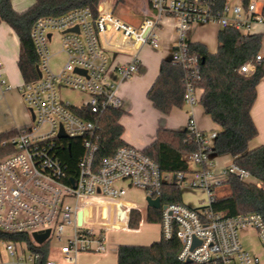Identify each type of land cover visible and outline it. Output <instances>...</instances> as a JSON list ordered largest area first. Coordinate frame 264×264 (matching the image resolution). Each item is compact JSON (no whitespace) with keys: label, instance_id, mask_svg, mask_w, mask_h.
I'll return each mask as SVG.
<instances>
[{"label":"built area","instance_id":"1","mask_svg":"<svg viewBox=\"0 0 264 264\" xmlns=\"http://www.w3.org/2000/svg\"><path fill=\"white\" fill-rule=\"evenodd\" d=\"M231 2L227 0L218 8L216 0H149L151 15L144 17L138 27L98 8L94 14L87 7L36 21L30 38L41 76L18 88L34 120L1 144L10 145L13 152L0 158V264H38L42 251L47 253L44 264H77L81 254L105 255L104 233L125 230L126 227L118 228L115 224L127 223L130 212L138 210L123 202L126 192L118 186L120 183L142 191L151 200H160L163 186L171 183L206 194L207 203L198 208L163 205L160 201L156 210L160 212L161 240L179 243L178 262L260 264L259 256L252 257L243 249L238 232L253 229L264 256L262 216L249 213L222 217L211 210L214 187L224 182L213 180L215 132L197 130L190 119L186 129L190 140L198 146L190 156L196 169L188 175H171L163 173L141 150L130 146H122L111 156L97 160L99 124L86 119L122 108L110 76L113 73L127 80L136 75L139 49L160 47L158 29L164 18L173 20L177 36L170 60L184 66L193 80H199L198 59L188 54L187 35L193 25L216 24L221 30L230 28L243 35H250L256 26H264L262 0L250 1L247 8L240 4L231 7ZM75 28L77 33L70 32ZM53 33L60 35L61 52L66 56L65 65L58 72H52L48 64ZM127 52L130 62L112 65L108 54ZM254 61L261 62L262 56L258 54ZM1 69L0 60V74ZM253 71L254 63L248 62L238 73L249 76ZM185 86L184 104L193 107L199 102L197 89L189 83ZM10 89L5 85V90ZM66 89L85 95L87 100L72 106L61 98ZM43 126L45 132H41ZM61 129L65 139L58 138ZM69 139L78 140L82 151L75 176L67 174L58 157L59 149ZM229 175L244 181L251 178L234 164L221 173L224 180ZM47 231L42 244L33 239L34 234ZM52 244H57L56 250Z\"/></svg>","mask_w":264,"mask_h":264},{"label":"trees","instance_id":"2","mask_svg":"<svg viewBox=\"0 0 264 264\" xmlns=\"http://www.w3.org/2000/svg\"><path fill=\"white\" fill-rule=\"evenodd\" d=\"M226 1L216 0L218 8ZM237 1L243 8H247L251 0ZM262 2L264 4V0ZM98 3L99 0H34L26 11L18 13L13 10L10 0H0V25L9 26L18 38L17 66L24 83L37 80L36 67L39 61L30 38L36 21L45 17H60L83 7L96 14ZM217 41L216 54L208 53L202 44L188 41L189 56L198 59L199 80L191 79L184 66L172 60H163L158 77L147 92V99L157 112L168 116L173 109L183 107L186 83L202 91L198 104L220 129L213 142V154L218 157L230 156L232 164L251 176L248 181L227 176L223 184L228 186L229 193L223 197H215L210 206L211 210L222 217L257 213L264 221V146L249 151V143L258 134L251 118V110L256 101L257 86L264 77V59L258 63L254 61L260 53L262 36L243 35L227 28L219 31ZM248 62L254 63L253 73L249 76L239 74V68ZM122 115L121 109H112L101 115L86 118L99 124L100 148L96 155L97 160L109 157L118 148L127 146L121 139L123 128L119 121ZM21 130L16 134H0V158L13 152L10 145L1 144ZM197 150L198 146L190 140V133L185 129L158 130L155 140L142 152L163 173L188 175L193 172L190 156ZM81 154L78 140L69 139L59 149L58 157L69 176L76 175V166ZM160 201L163 205L183 204L179 185L165 184ZM145 219L148 223L159 224L160 212L148 209ZM141 221L142 213L132 210L128 229H138ZM178 249L177 240H160L150 246H119L117 264H183L177 261ZM45 253L46 251H42L43 256L38 264L45 263Z\"/></svg>","mask_w":264,"mask_h":264},{"label":"crops","instance_id":"3","mask_svg":"<svg viewBox=\"0 0 264 264\" xmlns=\"http://www.w3.org/2000/svg\"><path fill=\"white\" fill-rule=\"evenodd\" d=\"M101 1L102 0H99L97 8L103 12L111 13L112 16L115 15L116 7L120 3H125V0ZM233 1L240 4L237 0H232V2ZM10 2L13 10L21 13L26 11L34 3V0H10ZM137 7L139 9L138 24L132 26L122 21L123 23L131 27H138L144 17L151 15L149 0H142V5ZM219 31H221V29L218 25L195 24L191 27L187 35V39L191 43L204 45L208 53L216 54L218 49L217 36ZM158 34L160 36V47L158 49H153L148 46L139 49V68L136 75L127 80H122L118 75L113 73L110 76V80L116 86V95L122 103L121 110L123 115L119 121V124L123 128V135L121 139L127 146L141 151H143L155 140L158 130L183 131L186 129L190 119L193 121L197 130L201 132L217 133L220 130L219 127L212 122L211 118L205 114L203 108L199 104L193 107H188L184 104L182 108L173 109L170 115L164 116L157 112L148 101L147 92L158 77L160 64L163 60H170L173 48L177 42L173 20L164 18L158 29ZM256 34L262 36L259 54L262 56V59H264V26H256L250 35ZM18 54L19 41L16 34L9 26L1 24L0 60L2 62V69L0 74V134L7 132H15L16 134L19 130L30 126L32 123L31 113L25 107L18 92V88L24 84L17 66ZM108 56L112 65L125 64L131 60L128 52L120 55L108 54ZM2 82H4V84H2ZM5 85L10 86L11 89L5 90ZM201 94V90L196 91L198 101ZM251 118L258 133L256 138L249 143V149L254 150L264 146V77L257 86V96L255 104L251 110ZM215 156L216 155L212 156L214 165L213 180L215 182H222L224 180L220 179V177H222L221 173L227 166L224 168L222 166L217 168L214 161ZM221 157H226L232 164L230 156L226 155ZM221 168L223 169L221 170ZM195 169V166H193V171ZM182 190L192 194L195 192H201L181 189V197ZM123 202L128 203L125 201ZM183 205L191 208L199 207H193L184 203ZM147 210L148 209L146 208L145 212ZM128 221L126 223L127 226ZM126 225L125 230L129 231ZM139 225H141V223ZM106 255L107 253L101 256Z\"/></svg>","mask_w":264,"mask_h":264},{"label":"rangeland","instance_id":"4","mask_svg":"<svg viewBox=\"0 0 264 264\" xmlns=\"http://www.w3.org/2000/svg\"><path fill=\"white\" fill-rule=\"evenodd\" d=\"M139 5H142V0H125V3H120L116 7L114 16L129 25H137L139 22V9L137 6ZM234 5H238V2L233 1L230 3L231 7ZM48 49L50 52L49 67L52 72H58L63 68L66 62V56L61 52L60 35L58 33H53ZM61 98L64 101L69 102L72 106H79L87 100L85 95L68 89L61 92ZM45 131L46 126L41 127V132ZM249 151L251 150L249 149ZM214 161L217 168H220L221 166L224 168L231 165L226 157L215 156ZM223 168H221V170ZM220 179L224 180V177H220ZM118 186L123 187L126 192L122 200L133 204L136 209L143 213L141 225H139L138 229L135 231L120 229L105 232L104 237L106 240L107 255L81 254L77 258V264H116L117 249L119 246H150L161 240L160 225L158 223H148L144 218L145 210L147 208L144 193L138 189L128 188L126 184L120 183ZM228 193L229 188L225 184L215 186L213 190V195L217 198L223 197ZM182 201L184 204L193 207L202 206L207 203V197L203 192H195L192 194L182 190ZM69 204L72 205L73 202H69ZM126 207L128 206L126 205ZM125 224L126 222H117L115 227L124 228ZM238 236L243 249L252 257L255 255L259 256L260 264H264V256L256 232L253 229L240 230ZM56 247L57 244H52L54 250L57 249ZM2 256L5 257L3 252Z\"/></svg>","mask_w":264,"mask_h":264},{"label":"water","instance_id":"5","mask_svg":"<svg viewBox=\"0 0 264 264\" xmlns=\"http://www.w3.org/2000/svg\"><path fill=\"white\" fill-rule=\"evenodd\" d=\"M70 32H75L77 33L78 30L77 28H75L74 30L70 31ZM50 37V36H48ZM77 73H80L79 71H77ZM36 74H37V77L40 78V72L38 70V68L36 67ZM31 119L32 121L34 120V116L31 114ZM58 138L60 139H65L66 136L63 134L62 132V129L60 130V133L58 135ZM212 158V157H211ZM146 205H147V208L148 209H153V210H158L160 208V200L156 199V200H151L150 198H146ZM121 215V218L123 217V213L120 214ZM48 231L45 232L44 234L42 235H39V234H34L33 235V239L38 243V244H42L44 242V240L47 238L48 236ZM187 264H190V262H187Z\"/></svg>","mask_w":264,"mask_h":264}]
</instances>
